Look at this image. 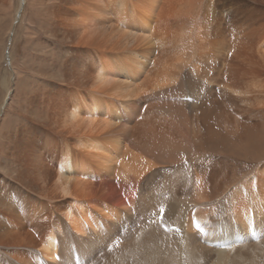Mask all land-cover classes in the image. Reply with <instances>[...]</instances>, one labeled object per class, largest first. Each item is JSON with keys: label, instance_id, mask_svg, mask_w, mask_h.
<instances>
[{"label": "bare ground", "instance_id": "6f19581e", "mask_svg": "<svg viewBox=\"0 0 264 264\" xmlns=\"http://www.w3.org/2000/svg\"><path fill=\"white\" fill-rule=\"evenodd\" d=\"M0 264H264V0H0Z\"/></svg>", "mask_w": 264, "mask_h": 264}, {"label": "rangeland", "instance_id": "374dc122", "mask_svg": "<svg viewBox=\"0 0 264 264\" xmlns=\"http://www.w3.org/2000/svg\"><path fill=\"white\" fill-rule=\"evenodd\" d=\"M18 49H19V53L21 52V49H22V44H20L19 46H18Z\"/></svg>", "mask_w": 264, "mask_h": 264}]
</instances>
